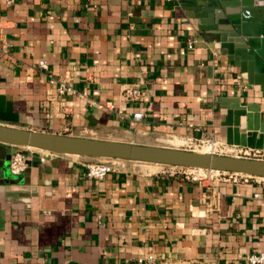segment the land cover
Wrapping results in <instances>:
<instances>
[{"label": "crops", "instance_id": "crops-1", "mask_svg": "<svg viewBox=\"0 0 264 264\" xmlns=\"http://www.w3.org/2000/svg\"><path fill=\"white\" fill-rule=\"evenodd\" d=\"M200 15L181 0H0V95L12 118L0 124L182 149L229 144V112L261 114L264 97L247 61L202 41ZM40 60L73 91L58 92ZM126 84L139 100H121ZM17 151L29 166L0 176V264H133L148 253L162 264H249L264 251L262 177L193 180L123 159L96 179L86 164L97 157L19 145H6L5 168Z\"/></svg>", "mask_w": 264, "mask_h": 264}, {"label": "water", "instance_id": "water-1", "mask_svg": "<svg viewBox=\"0 0 264 264\" xmlns=\"http://www.w3.org/2000/svg\"><path fill=\"white\" fill-rule=\"evenodd\" d=\"M195 6L200 16L208 17L201 39L213 50H220L229 60L248 63V74L261 86L264 97V0H181ZM204 23V21H203ZM206 25V21L204 23ZM250 79V77H249ZM260 109V107H259ZM258 109V110H259ZM9 104L0 95V121H11ZM226 137L229 144L262 148L264 111L247 112L234 106L227 116ZM6 145H19L59 154L107 157L171 166L229 171L264 178V159L174 147L140 145L126 142L70 136L29 130L0 124V176L9 160ZM10 171V170H8ZM16 179V176L12 174ZM14 178L8 179L13 181ZM13 179V180H12Z\"/></svg>", "mask_w": 264, "mask_h": 264}, {"label": "built area", "instance_id": "built-area-1", "mask_svg": "<svg viewBox=\"0 0 264 264\" xmlns=\"http://www.w3.org/2000/svg\"><path fill=\"white\" fill-rule=\"evenodd\" d=\"M4 2L5 5H12L15 3L16 0H1ZM192 43L189 44V48H192ZM38 66L48 72V64L45 60H40L38 62ZM48 79L50 84L56 85L58 92L66 93L72 92L73 89L66 80H57L53 77L51 73L48 72ZM142 96V91L130 84H126L123 86L120 92L121 100L123 101H136L139 100ZM109 108L113 106L112 103L107 105ZM133 118L138 120L143 116L142 112H134L132 114ZM206 145L208 147L207 152L217 153V154H226L236 157H243V158H256L260 159L264 156V151L258 148L246 147V146H239V145H232L220 142L218 139H208L207 141L203 142H192L189 143L190 148L194 146H203ZM123 159L117 158H107V157H97L96 160L88 162L86 164V175L88 177L102 179L107 174L116 172L121 167V162ZM29 166V161L23 151H17L12 156L10 163H9V170L13 175H19L26 168ZM171 166V165H169ZM172 167H179V166H172ZM182 168L183 173L186 177L193 179V180H203V179H230V180H248L249 178L253 177L246 174L229 172V171H218V170H211V169H200V168H187V167H179ZM247 261L249 264H264V251L259 253H252L247 256ZM133 264H162L160 261L156 259V257L151 254H145L138 256L135 259Z\"/></svg>", "mask_w": 264, "mask_h": 264}, {"label": "rangeland", "instance_id": "rangeland-1", "mask_svg": "<svg viewBox=\"0 0 264 264\" xmlns=\"http://www.w3.org/2000/svg\"><path fill=\"white\" fill-rule=\"evenodd\" d=\"M185 148H187L188 150L190 149V150L205 151V152H207V150H208V147L206 145H203V146H194V147H191V148L185 147Z\"/></svg>", "mask_w": 264, "mask_h": 264}]
</instances>
